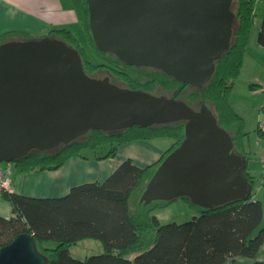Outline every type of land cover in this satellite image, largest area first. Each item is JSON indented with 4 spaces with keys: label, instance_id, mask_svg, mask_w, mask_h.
Wrapping results in <instances>:
<instances>
[{
    "label": "water",
    "instance_id": "1",
    "mask_svg": "<svg viewBox=\"0 0 264 264\" xmlns=\"http://www.w3.org/2000/svg\"><path fill=\"white\" fill-rule=\"evenodd\" d=\"M97 49L202 88L231 46L234 0H87ZM185 123V139L150 180L141 202L188 197L202 208L249 198L248 161L212 110L89 76L81 54L47 36L0 46V164L50 151L91 130ZM0 264H48L30 234L0 250Z\"/></svg>",
    "mask_w": 264,
    "mask_h": 264
},
{
    "label": "trees",
    "instance_id": "2",
    "mask_svg": "<svg viewBox=\"0 0 264 264\" xmlns=\"http://www.w3.org/2000/svg\"><path fill=\"white\" fill-rule=\"evenodd\" d=\"M83 2L93 40L88 1ZM255 4L256 0L233 1L231 10L235 13V20L231 46L216 61L214 75L202 88L180 82L155 68L128 66L114 55L102 53L94 44L102 55L111 56L119 66L154 70L150 79L142 83L127 78L129 75L126 71L119 72L118 66L112 67L114 75L127 81V88L157 95L154 88L158 86L171 91L172 97L185 101L195 109L196 104L200 107L206 104L219 125L231 135L235 151L248 161L245 174L253 185L249 198L208 209L193 204L188 197L146 205L141 202L142 195L165 158L182 145L185 123L146 128L134 126L122 131L91 130L68 145L50 151H34L7 164L21 173L31 174L58 170L72 157L111 159L121 146L132 142L168 139L172 145L159 161L151 165L141 168L133 160H126L104 183L73 187L68 195L61 198H33L5 192L2 197L12 205L14 216L10 219L0 216V250L19 235L27 233L35 238L38 250L46 256L48 264H230L238 257L254 259L264 244V200L258 199L254 193V177L249 172L251 153L246 146L249 133L244 118L232 106L230 95L249 49ZM7 36H0V46L8 42ZM24 36V40L51 36L65 41L79 51L85 71L91 77L108 66L89 61L78 38L66 28H55L42 38ZM258 43L264 48V21ZM188 90L190 93L185 99ZM258 133L264 139L261 128ZM179 199L190 203L197 215L189 222L161 224L155 212ZM86 240L101 241L104 253L85 260L74 258L71 248ZM133 256L134 259L131 258Z\"/></svg>",
    "mask_w": 264,
    "mask_h": 264
},
{
    "label": "crops",
    "instance_id": "3",
    "mask_svg": "<svg viewBox=\"0 0 264 264\" xmlns=\"http://www.w3.org/2000/svg\"><path fill=\"white\" fill-rule=\"evenodd\" d=\"M78 21L76 9L64 0H0V36L8 35L6 37L8 41L24 40L25 34L33 38H42L55 28L72 31V27ZM259 50L264 52L260 44ZM255 134L256 144L260 149L258 163L264 170L262 165L264 139L258 132ZM247 139V150L252 154V146L248 145ZM166 140L168 139L132 142L121 146L114 158L106 160L72 157L60 169L54 171L24 174L12 165L14 173L11 175V190L12 193L33 198H61L68 195L73 187L86 183H104L126 160H133L135 165L141 168L159 161L172 145L171 140V144L166 143ZM249 172L251 173L250 170ZM262 173L264 174V171ZM193 215L196 216L194 212ZM0 216L6 219L14 216L12 205L2 196H0ZM256 262L264 263V244L254 259L238 257L230 264Z\"/></svg>",
    "mask_w": 264,
    "mask_h": 264
},
{
    "label": "rangeland",
    "instance_id": "4",
    "mask_svg": "<svg viewBox=\"0 0 264 264\" xmlns=\"http://www.w3.org/2000/svg\"><path fill=\"white\" fill-rule=\"evenodd\" d=\"M65 3L74 7L77 11L79 21L72 27V33L78 38L82 51L85 57L93 64H106L107 67L102 68L96 77L104 79L110 77L112 82L120 87L127 88V81L123 77L114 75L112 67L118 70L126 71L129 75L127 78L145 83L151 77L153 69H134L124 68L119 66L111 56L102 55L95 47L91 38L86 12L83 0H64ZM237 6L234 5V10ZM264 21V0H256L255 4V20L251 32L249 49L245 55L244 64L240 75L235 82V86L230 95V102L235 111L245 120L246 131L249 133L247 139L248 145L252 146V154L250 156L249 170L254 176V193L258 199L264 200V186L261 166L258 163L259 148L257 147V137L259 126L264 123V52L259 50L258 35ZM155 94L158 96L172 97V92L162 89L161 87L154 88ZM188 90L184 95L187 99ZM196 108L200 109V105L196 104ZM255 134V135H254ZM171 144L170 140L165 141ZM8 162H3L1 165H6ZM14 170V167H13ZM13 170L11 175H13ZM196 214L194 209L184 199H179L168 205L165 208L158 209L155 215L159 218L161 224L169 223H185L193 220ZM72 256L79 260H85L94 255L104 253V246L98 240H86L71 248ZM134 259V256L131 257Z\"/></svg>",
    "mask_w": 264,
    "mask_h": 264
},
{
    "label": "built area",
    "instance_id": "5",
    "mask_svg": "<svg viewBox=\"0 0 264 264\" xmlns=\"http://www.w3.org/2000/svg\"><path fill=\"white\" fill-rule=\"evenodd\" d=\"M260 128L264 131V123L260 125ZM262 165L264 169V152L262 154ZM11 171V164L0 165V196H2L5 192H12Z\"/></svg>",
    "mask_w": 264,
    "mask_h": 264
},
{
    "label": "flooded vegetation",
    "instance_id": "6",
    "mask_svg": "<svg viewBox=\"0 0 264 264\" xmlns=\"http://www.w3.org/2000/svg\"><path fill=\"white\" fill-rule=\"evenodd\" d=\"M125 68V67H124ZM128 68H133V67H128ZM119 72H120V70H119ZM94 78H98V77H96V75H94ZM105 78H110V77H105ZM98 79H100V78H98ZM110 80H111V78H110ZM112 81V80H111Z\"/></svg>",
    "mask_w": 264,
    "mask_h": 264
}]
</instances>
